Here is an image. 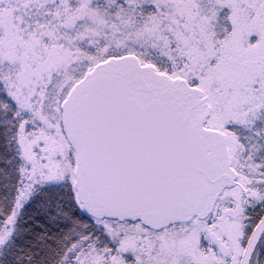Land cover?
<instances>
[{
  "label": "snow or ice",
  "instance_id": "obj_1",
  "mask_svg": "<svg viewBox=\"0 0 264 264\" xmlns=\"http://www.w3.org/2000/svg\"><path fill=\"white\" fill-rule=\"evenodd\" d=\"M0 264H264V0H0Z\"/></svg>",
  "mask_w": 264,
  "mask_h": 264
}]
</instances>
